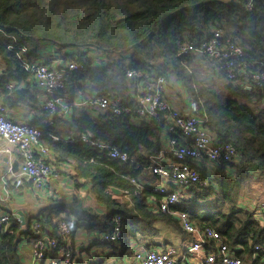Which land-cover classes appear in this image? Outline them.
<instances>
[{
  "label": "trees",
  "instance_id": "trees-1",
  "mask_svg": "<svg viewBox=\"0 0 264 264\" xmlns=\"http://www.w3.org/2000/svg\"><path fill=\"white\" fill-rule=\"evenodd\" d=\"M213 27L237 35L249 61H264V0H252L250 6L246 0H0V29L15 37L12 50L8 48L11 40L0 34V101L10 108L22 103L35 107L39 102L42 90L15 54L23 45L29 48L23 54L31 62L39 60L40 45L46 44L48 52L57 48L55 55L68 56L59 64L57 58H51L45 62L49 67L61 68L70 60L84 63L82 68L68 71L65 85L71 94L70 103L81 97L109 95L119 98L122 105L133 104L142 78L127 76L128 68L164 74L166 92L172 77L182 84V92L173 99L184 102V109L194 100L202 125L214 142L231 143L237 153L235 161L215 163L211 170L210 165H199L207 185L187 187L184 193L189 197H182L175 208L185 211L196 225L218 230L229 246L240 243L242 248L236 254L246 259L253 252L252 244L264 239V224L249 206L239 202L249 178L264 181V92L224 82L220 94L196 78L189 67L191 56L178 54L179 44L201 40ZM67 49L75 52L67 53ZM87 49H93L99 58L86 55ZM218 74L224 76L222 71ZM166 92V99L171 101ZM44 100L45 96L39 105L41 116L27 123L40 128V141L50 149L49 156L44 157L51 163L53 175L49 179L61 175L56 169L58 163L71 165L68 178L77 188L87 182L94 202L83 205L75 193L69 198L55 194L45 198L42 191L48 181L40 189L27 184L15 187L10 182V202L29 193L44 203L32 214L26 213L24 230L20 221L10 216L7 228L0 230V264H25L19 242L36 238L38 232L57 236L56 226L62 219L71 221L72 238L79 228L88 232L96 227L109 229L112 218L119 214L121 237L94 242L111 246V253L118 255L130 250L136 236L158 234V221L178 234L186 233L176 217L152 208L150 197L158 199L159 194L147 187L140 189L131 181H140L148 174L145 167L163 148L167 131L162 117L133 118L89 106H72L67 114L51 116L42 109ZM52 135L59 139L53 140ZM71 135H85L89 140L66 141L65 136ZM93 140L125 150L129 160L109 157L91 143ZM161 163L169 168L167 161ZM112 188L122 195H115ZM33 221L38 223L37 231L32 228ZM252 263L264 264V255L258 254Z\"/></svg>",
  "mask_w": 264,
  "mask_h": 264
},
{
  "label": "built area",
  "instance_id": "built-area-1",
  "mask_svg": "<svg viewBox=\"0 0 264 264\" xmlns=\"http://www.w3.org/2000/svg\"><path fill=\"white\" fill-rule=\"evenodd\" d=\"M251 3L252 0H246L248 6ZM7 38L11 40L8 48L13 50L11 43L15 37L8 35ZM27 49L28 46L23 45L15 54L21 59L24 69L33 75L35 85L42 90L45 96L42 109L51 116L67 114L72 106H89L114 114L126 113L133 118L162 117L164 131H167V146L145 167L150 177L141 178L140 181L131 178V181L140 189L147 187L151 192L159 194L158 199L150 197L152 208L176 217L186 233L180 235L182 246L165 243L162 247H156L162 243L155 239L146 249L139 250L133 245L134 249L128 254L130 264H253L252 261L258 254L264 255V239L253 243L252 254L243 259L236 254V250L242 248L240 243L229 246L218 230L211 226L196 225L185 211L175 208L182 197H189L184 193L187 187L193 184L199 187L207 185L208 181L198 171L199 165H210L211 170L215 163L233 162L237 159L236 149L231 143L214 142L213 137L203 127L194 100L182 110L166 99L167 78L164 74L128 68L127 76L142 78L138 82L133 104L122 105L119 98L109 95L81 97L70 103L71 94L65 85L68 71L82 68L84 63L70 60L61 68H52L42 60L29 61L23 54ZM178 54H188L194 58L204 57L216 63L213 77L219 82L220 88H223L224 82H233L264 92V61H249L239 37L226 34L220 27H213L209 35L201 40L181 42ZM219 71L224 76L219 75ZM213 89L218 91L217 87ZM261 104L264 105V97ZM8 110L9 107L0 101V138L14 145L19 155L18 167L11 183L15 187L27 184L34 189L43 188L53 174L51 163L44 160V157L49 156L50 149L40 141L42 131L37 125L11 119ZM52 139L58 140L59 137L52 135ZM76 139L89 140L85 135L65 137L68 142ZM91 143L106 151L111 158L129 160L125 150H120L109 142L93 140ZM161 161H167L169 168L164 167ZM136 167H140V163H136ZM255 205L246 204L254 212L255 218L264 224V202H256ZM11 215L12 212L0 213V230L7 228ZM56 227L57 236L38 232V236L32 238L35 260L44 259L46 264H78L70 244L71 221L62 219ZM32 228L37 231L38 223H32ZM121 232V216L116 214L109 229L91 230L89 234L94 242H110L117 241ZM46 252H53L54 255L47 257ZM81 264H91L90 259L81 261Z\"/></svg>",
  "mask_w": 264,
  "mask_h": 264
},
{
  "label": "crops",
  "instance_id": "crops-1",
  "mask_svg": "<svg viewBox=\"0 0 264 264\" xmlns=\"http://www.w3.org/2000/svg\"><path fill=\"white\" fill-rule=\"evenodd\" d=\"M46 44L40 45V50L38 51V59L42 60L44 62H49L51 58L58 52L57 48H52L51 53L49 54L45 49ZM48 54L49 58L47 57ZM45 56V57H42ZM51 56V57H50ZM55 57H59V55H55ZM207 60V59H206ZM208 67L210 66L212 68V72L215 71V64L211 60H207ZM61 63V62H59ZM209 67V68H210ZM44 98V94L42 91L40 92V96L38 97V104L33 107V105H28L25 103H22L16 107H9L8 110V116L16 121H22V122H29L34 120L36 117L41 116V112L39 109V105L41 100ZM174 102L179 101L178 99H173ZM171 102L173 103L172 99ZM174 104V103H173ZM175 106L179 107L180 109L184 110V102L182 103H176ZM163 135V143L162 147H166V140L167 138ZM67 137V136H65ZM14 162H17V165L19 163V155L16 150V147L9 142H7L4 139L0 138V213L3 212H16L17 210H22L24 213V216L27 220L26 213L29 211L31 214L35 211H37L39 208H41L44 203V200L40 201L36 198V196L30 195L29 193L25 194L22 198H20L18 201L14 200L10 202V198L7 197L8 192V186L5 184L7 183L9 185L10 182H12L14 177V172L12 168H14L13 164ZM56 169L60 170L61 175L57 173L56 177L48 180V185L45 187L42 191L43 194L46 196H49L51 194H55L58 197L66 196L69 198L72 194H78L79 200L81 204H93L94 200L88 193V183L85 182L83 184H80V187H76L72 181V179L68 178L67 175H69V172H71L72 166L66 165L64 167L63 164H57ZM150 177L149 174L142 177V179ZM258 180V179H256ZM254 180L252 183H250V186L248 184V187L250 190V196L252 195V184L256 181ZM247 191V192H248ZM248 192V193H249ZM49 194V195H48ZM119 194V193H117ZM27 195V196H26ZM122 195V194H120ZM245 199V200H243ZM9 201V204H6V202ZM251 197L248 198L244 196L243 194L240 195L239 202L243 205H251L256 206V202ZM17 202V203H15ZM17 204V205H15ZM27 222V221H26ZM33 221L32 223H34ZM156 227L158 228L159 232L156 235L152 236H142L138 235L136 236L135 240L133 241L132 246H137V249L142 250L146 249L148 245L152 244L153 239L156 241H160L162 244L156 246V247H162L165 243H174L176 245H183V240L181 239L182 234H178L175 232L173 228H171L168 224L162 221H158L156 223ZM98 228L96 227L95 230ZM90 231L86 230V228H79L72 238H70V244L71 247L74 249L76 258L79 260L78 264H81V261L90 259L92 260L91 264H130L128 261V254L132 252L134 247H131L130 250L125 252L123 255L118 254H112L111 253V246L108 245H101L98 243H94L91 234H89ZM151 246V245H150ZM114 249V248H112ZM132 249V250H131ZM19 250L21 257L23 259V262L25 264H46L44 261H36L33 256V240L25 239L23 238L19 242Z\"/></svg>",
  "mask_w": 264,
  "mask_h": 264
},
{
  "label": "rangeland",
  "instance_id": "rangeland-1",
  "mask_svg": "<svg viewBox=\"0 0 264 264\" xmlns=\"http://www.w3.org/2000/svg\"><path fill=\"white\" fill-rule=\"evenodd\" d=\"M0 34H2L4 36H8V35L13 36L12 34H4V31H2L1 29H0ZM66 52L72 54L73 52H75V50L67 49ZM49 54H52V53L50 52ZM85 54L86 55H89L91 57H95L96 59L99 58V57L97 58V56L99 54H97L96 52H94L93 49H87ZM46 55H47V57L49 56L48 54H46ZM42 57H45V56H42ZM64 57L65 58H68L67 55H65ZM64 57H63V55H60L59 57H57V64H59V62L62 63L64 61ZM52 58H56V57L53 56ZM189 67H190V70L195 74V76H196V78L198 80L203 81V82H205V81L208 82L211 85L212 88L217 87V90H218L217 92H219L220 94L223 93V90L221 89L222 87L220 88L219 82H216L215 77L212 76L214 73L212 72V68L210 66H209L210 68L208 67V62H207L206 58H204V57L194 58V56H191V62L189 64ZM167 88H168L167 91L169 93L166 92V95L170 99H172V101H173L174 104H176L177 102H174L173 97H176L177 96L176 95L177 92H182V84L177 83L171 77L169 79V83H168V87ZM183 97H186L187 98V96H185L184 93H183ZM183 99H185V98H183ZM254 180L251 181V178L248 179L249 186H250V183H252ZM250 188L247 185H245L244 186V190H241L242 191L241 193H243V195L246 196V197H248V198L251 197L252 199H254L255 201H253V202H256V201L257 202H264V181L256 180L252 184V195L253 196H250V192L248 191V190H250ZM245 191H248L249 193L246 194Z\"/></svg>",
  "mask_w": 264,
  "mask_h": 264
},
{
  "label": "water",
  "instance_id": "water-1",
  "mask_svg": "<svg viewBox=\"0 0 264 264\" xmlns=\"http://www.w3.org/2000/svg\"><path fill=\"white\" fill-rule=\"evenodd\" d=\"M13 166H14V168H12V170L16 171L17 167H18L17 162H14ZM112 192H114L116 194L117 193H119V194L121 193V191L119 189H117V188H112ZM13 216L20 221L21 229L24 230L26 228V221L27 220H26L22 210H17L16 212L13 213Z\"/></svg>",
  "mask_w": 264,
  "mask_h": 264
}]
</instances>
